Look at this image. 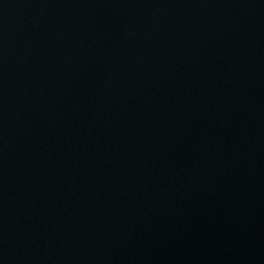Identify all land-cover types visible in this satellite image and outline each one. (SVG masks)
<instances>
[{"label":"water","instance_id":"1","mask_svg":"<svg viewBox=\"0 0 264 264\" xmlns=\"http://www.w3.org/2000/svg\"><path fill=\"white\" fill-rule=\"evenodd\" d=\"M0 264H264V0H0Z\"/></svg>","mask_w":264,"mask_h":264}]
</instances>
